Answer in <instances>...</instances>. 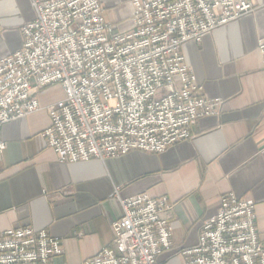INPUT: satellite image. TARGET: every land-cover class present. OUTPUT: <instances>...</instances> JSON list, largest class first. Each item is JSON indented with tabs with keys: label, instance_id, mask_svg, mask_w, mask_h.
I'll list each match as a JSON object with an SVG mask.
<instances>
[{
	"label": "built area",
	"instance_id": "1",
	"mask_svg": "<svg viewBox=\"0 0 264 264\" xmlns=\"http://www.w3.org/2000/svg\"><path fill=\"white\" fill-rule=\"evenodd\" d=\"M35 18L21 29L20 48L0 59L1 129L40 110L50 86L63 99L47 106L46 147L60 164L114 159L139 151L160 154L188 140L196 123L216 112L185 64L182 46L250 14L249 0H133L131 27L120 32L100 0L33 1ZM264 67V38L258 41ZM114 240L80 264H158L170 249L166 197L120 201ZM60 242L44 230L0 235V264H54ZM184 264H264L254 202L233 194L200 227Z\"/></svg>",
	"mask_w": 264,
	"mask_h": 264
},
{
	"label": "crops",
	"instance_id": "2",
	"mask_svg": "<svg viewBox=\"0 0 264 264\" xmlns=\"http://www.w3.org/2000/svg\"><path fill=\"white\" fill-rule=\"evenodd\" d=\"M33 1L0 0V59L20 48L21 29L35 18ZM106 22L131 27L133 0H100ZM254 10L182 46L215 114L200 119L188 140L160 154L139 151L106 160L60 164L46 147V107L63 99L50 86L37 95L40 110L1 129L0 235L11 229L44 230L60 242L54 264H80L114 240L112 222L120 201L146 194L173 206L170 249L158 264H184L178 252L196 246L201 224L217 213L222 196L254 202L255 225L264 247V0Z\"/></svg>",
	"mask_w": 264,
	"mask_h": 264
}]
</instances>
